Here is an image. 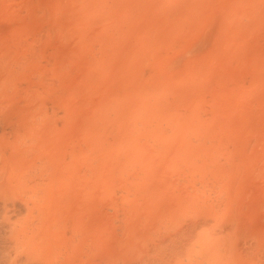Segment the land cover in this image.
<instances>
[{
	"label": "bare ground",
	"instance_id": "bare-ground-1",
	"mask_svg": "<svg viewBox=\"0 0 264 264\" xmlns=\"http://www.w3.org/2000/svg\"><path fill=\"white\" fill-rule=\"evenodd\" d=\"M263 105L264 0H0V264H264Z\"/></svg>",
	"mask_w": 264,
	"mask_h": 264
},
{
	"label": "rangeland",
	"instance_id": "rangeland-1",
	"mask_svg": "<svg viewBox=\"0 0 264 264\" xmlns=\"http://www.w3.org/2000/svg\"><path fill=\"white\" fill-rule=\"evenodd\" d=\"M208 105H210V103H208ZM263 106H264V105H263ZM261 110L264 111V108L261 107ZM263 111H262V112H263ZM154 145H155L154 143H150V145H149V149L154 148V147L156 148L157 145H156V146H154ZM118 146H119V147H118ZM118 146H115L116 149H118V148H119V149H118V150L114 149V152H115L114 154H116L117 151H118L119 153H121V150L123 149V147L121 148L122 145H121V146L118 145ZM151 146H154V147H151ZM120 148H121V149H120ZM155 148H154L155 151H153L152 149H151V151H149V149H145V150H146V151L148 150V153L156 152V151L158 150V147H157L156 149H155ZM146 153H147V152H142L143 155H142V154H141V155L144 156V155H146ZM191 153H192V152H191ZM193 153H197V152H193ZM152 154H153V153H151V155H152ZM197 154H198V153H197ZM148 155H150V154H148ZM153 155H154V154H153ZM153 155H152V156H153ZM157 155H158V154L155 153V155L153 156L154 159H152V157H149V156H148L149 159H150V160H148V161L154 162V161L156 160V158H157V157H155V156H157ZM222 155H223V154H222ZM222 155H221V156H222ZM223 156H226V155H223ZM144 158H145V157H144ZM216 158H217V155H216ZM151 159H152L153 161H152ZM260 159H262V158L260 157ZM178 167H179V166H178ZM170 169H171V168H170ZM174 169L178 170L179 168L177 169V166H176ZM174 169H173V170H174ZM176 170H174V171H176Z\"/></svg>",
	"mask_w": 264,
	"mask_h": 264
}]
</instances>
